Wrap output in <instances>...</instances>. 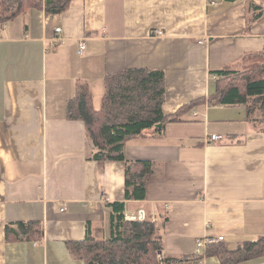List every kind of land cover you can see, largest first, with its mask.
<instances>
[{"label": "crops", "instance_id": "crops-1", "mask_svg": "<svg viewBox=\"0 0 264 264\" xmlns=\"http://www.w3.org/2000/svg\"><path fill=\"white\" fill-rule=\"evenodd\" d=\"M245 4L73 0L62 14L32 8L2 25L0 264H85L67 243L84 239L87 227L93 238L110 234L109 203L124 200L125 164L91 160L84 122L67 117L77 85L87 84L96 108L107 74L162 70V111L172 114L214 92L211 71L241 69L244 54L264 48V18L247 27ZM125 157L155 165L145 198L125 201L124 214L142 209L155 222L164 255H193L198 238L223 236L234 249L264 236V130L247 122L242 105H197L128 140ZM28 221L42 223L41 239L17 238L15 224ZM240 264H264V256Z\"/></svg>", "mask_w": 264, "mask_h": 264}, {"label": "trees", "instance_id": "trees-1", "mask_svg": "<svg viewBox=\"0 0 264 264\" xmlns=\"http://www.w3.org/2000/svg\"><path fill=\"white\" fill-rule=\"evenodd\" d=\"M73 0H0V29L3 24L32 8L46 15L62 14ZM233 2L235 0H226ZM247 27L264 18V0H245ZM241 69L225 66L211 71L215 90L181 105L174 113L164 114L165 93L162 70L129 68L107 74L99 108H94L87 84H78L75 96L67 103V117L82 120L94 151L91 160L101 167L107 161L125 164L124 200L109 203L110 234L93 238L87 227L84 239L67 243L75 258L85 264H200L205 257H216L221 264H240L264 256V236L245 240L234 249L223 241L207 243L200 254L167 256L160 228L148 217L125 219V201L143 200L145 185L155 169L147 160H127L128 140L146 130L162 131L168 122L178 121L197 105H242L246 119L255 129L264 130V48L241 57ZM167 217V216H166ZM164 218V221L167 218ZM17 238L41 239L40 221L19 222ZM203 239V238H198ZM197 239V240H198ZM196 240V242H197Z\"/></svg>", "mask_w": 264, "mask_h": 264}, {"label": "built area", "instance_id": "built-area-1", "mask_svg": "<svg viewBox=\"0 0 264 264\" xmlns=\"http://www.w3.org/2000/svg\"><path fill=\"white\" fill-rule=\"evenodd\" d=\"M59 31H60V28L57 27L56 32H59ZM199 42H202V41H199ZM84 49H85V43L83 40H81L79 41V44H78V53L82 54ZM194 116H196V114H194ZM221 139H222V136L220 135H211L209 137V141H220ZM144 216H145L144 211L140 209L137 211L135 215H128V214L125 215V218L127 220H134V219L142 220L144 219ZM218 241H223V236H218L216 238H211V239H207V238L198 239L196 242V253L200 254L201 250L207 243L218 242Z\"/></svg>", "mask_w": 264, "mask_h": 264}, {"label": "rangeland", "instance_id": "rangeland-1", "mask_svg": "<svg viewBox=\"0 0 264 264\" xmlns=\"http://www.w3.org/2000/svg\"><path fill=\"white\" fill-rule=\"evenodd\" d=\"M96 106V108H99L100 107V103L99 104H97V105H95Z\"/></svg>", "mask_w": 264, "mask_h": 264}]
</instances>
